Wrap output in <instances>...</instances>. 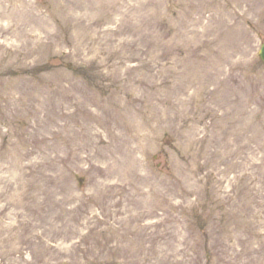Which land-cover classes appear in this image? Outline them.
Returning a JSON list of instances; mask_svg holds the SVG:
<instances>
[{
  "label": "rangeland",
  "instance_id": "rangeland-1",
  "mask_svg": "<svg viewBox=\"0 0 264 264\" xmlns=\"http://www.w3.org/2000/svg\"><path fill=\"white\" fill-rule=\"evenodd\" d=\"M262 41L264 0H0V264H264Z\"/></svg>",
  "mask_w": 264,
  "mask_h": 264
},
{
  "label": "water",
  "instance_id": "water-1",
  "mask_svg": "<svg viewBox=\"0 0 264 264\" xmlns=\"http://www.w3.org/2000/svg\"><path fill=\"white\" fill-rule=\"evenodd\" d=\"M259 57L262 61H264V44L261 45L260 51H259ZM79 184L82 182V178H78Z\"/></svg>",
  "mask_w": 264,
  "mask_h": 264
}]
</instances>
